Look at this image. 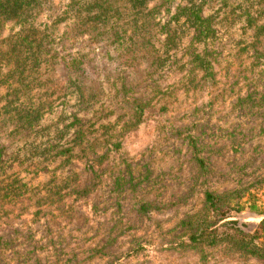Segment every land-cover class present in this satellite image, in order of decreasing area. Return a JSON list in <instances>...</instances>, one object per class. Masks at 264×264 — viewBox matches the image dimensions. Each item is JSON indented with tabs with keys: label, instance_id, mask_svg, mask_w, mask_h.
<instances>
[{
	"label": "rangeland",
	"instance_id": "rangeland-1",
	"mask_svg": "<svg viewBox=\"0 0 264 264\" xmlns=\"http://www.w3.org/2000/svg\"><path fill=\"white\" fill-rule=\"evenodd\" d=\"M187 1L210 21L206 40L171 18ZM168 7L145 29L64 45L88 74L42 63L44 85L30 74L16 96L0 66V264H264L188 236L211 219L206 192L227 219L257 222L248 198L264 208V0Z\"/></svg>",
	"mask_w": 264,
	"mask_h": 264
},
{
	"label": "trees",
	"instance_id": "trees-1",
	"mask_svg": "<svg viewBox=\"0 0 264 264\" xmlns=\"http://www.w3.org/2000/svg\"><path fill=\"white\" fill-rule=\"evenodd\" d=\"M173 0H0V66L5 67V75L11 77L9 87L12 93L19 95V90L29 86L26 81L30 74L32 80L40 86V65L61 62L77 74H85L89 67L83 61L81 54H71L61 51V48L77 39V36H87L89 41L98 43L106 41V30L124 26L145 29L154 24L156 15L168 12V5ZM151 3L150 5H148ZM171 18L176 21L180 17L184 23L193 26L198 32L196 38L206 40L212 36L210 21L200 15V1H187L175 5ZM42 14L47 21L38 23ZM64 23V30L58 36H52L53 28ZM66 22V23H65ZM10 23L16 27L7 36H1L2 28ZM264 26L256 28L257 35ZM110 42L121 40L115 31ZM193 60L203 76L211 75L210 54L194 53ZM86 74V75H87ZM5 76L4 74H2ZM1 75V76H2ZM40 78V79H39ZM45 81V80H43ZM205 209L211 214V219L203 218L194 225L189 233V239L195 242L205 241L215 244L226 241L247 254L264 260V208L255 198H248L244 210L247 214L260 217L257 222L238 221L229 218V206L217 204L218 198L210 193L204 194ZM243 209V208H242Z\"/></svg>",
	"mask_w": 264,
	"mask_h": 264
}]
</instances>
